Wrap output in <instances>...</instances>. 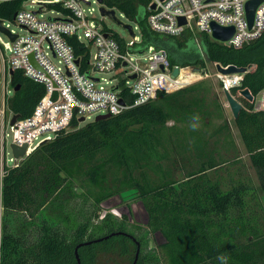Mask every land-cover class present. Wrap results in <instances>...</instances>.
<instances>
[{
    "label": "trees",
    "instance_id": "obj_1",
    "mask_svg": "<svg viewBox=\"0 0 264 264\" xmlns=\"http://www.w3.org/2000/svg\"><path fill=\"white\" fill-rule=\"evenodd\" d=\"M103 2L137 24L140 40L130 48L132 51L148 47L163 49L169 65L181 69L188 66L201 69L205 63L245 67L239 84L228 89L242 105L237 118L233 119V126L264 197V110L255 109L253 101L238 95L240 89L247 88L253 98L264 89V31L255 40L235 49L213 41L206 33L193 35L184 31L179 36H167L150 31L145 21L144 0ZM20 5L21 0L0 2V18L10 20ZM73 48L77 54L81 53L75 43ZM10 84L18 88L7 101L9 111L18 118L27 117L44 94V87L23 76L21 70L13 71ZM189 89H192L191 86L170 94L157 92L155 98L167 99ZM121 95L126 97L124 88ZM153 100L116 115L88 121L79 127L73 120L70 131L57 133L53 140L40 143L21 158L19 163L4 172L1 179L0 221L4 223L6 216L15 212L36 214L53 201L68 180L80 176L97 189L91 195L84 194L97 208L101 200L113 193L105 184L106 162L111 161L116 167L126 166V161L132 160L138 153L136 144L142 137L135 135L133 128L139 125L147 128L146 135L157 143L158 128H153L157 124L163 125L169 117ZM181 108L179 105L178 110ZM138 133L142 135L143 131ZM192 145L198 149L196 142ZM233 150L222 164L239 159L238 149L234 146ZM98 153H106L107 161L95 162ZM143 160H146L142 164L144 166L148 160ZM215 165L209 157L206 166L201 165L179 182L166 179L148 186L133 177L124 180L125 187H135L138 191L147 214V228L163 236L164 241L158 247L165 257V264H264V230L257 225L256 217H247L242 213L230 217L231 235L223 231L220 221L213 216L220 214L226 217L230 206L241 205L235 190L222 193L218 184L206 176V171ZM114 223L108 216L96 225H90L85 220L76 224L70 232L57 235H52L49 227L42 224L40 236L32 243H22L7 231L1 233L0 224V264H76L73 254L76 244L110 232H126L121 226L115 228ZM234 237L245 238L246 243H235ZM136 241L139 243V240ZM134 250L135 245L130 238L113 235L106 240L79 246L76 254L79 264H108L110 257L101 263L98 255L108 252L117 253L125 264L130 260V264ZM138 254L135 264H144L146 258Z\"/></svg>",
    "mask_w": 264,
    "mask_h": 264
},
{
    "label": "built area",
    "instance_id": "obj_2",
    "mask_svg": "<svg viewBox=\"0 0 264 264\" xmlns=\"http://www.w3.org/2000/svg\"><path fill=\"white\" fill-rule=\"evenodd\" d=\"M248 1L251 0H144L143 6L146 25L152 32L167 36H179L184 31L193 35L206 33L213 41L238 49L264 31V0L256 3L250 26L245 13ZM90 4L96 5L99 19ZM101 6L115 11L103 0H21L10 20L0 18V25L15 36L10 40L0 32L6 38L0 36V127L6 119L0 137L6 138L8 131L9 143L18 147L25 144L24 157L40 143L53 140L57 133L70 131L73 120L79 125L104 113L116 115L153 100L157 92L170 94L188 84L177 75L171 76L174 67L178 72L181 67L170 66L163 49L130 50L140 40L133 33L136 29L139 32L134 22L129 42L115 38L103 24ZM180 17L183 24L178 23ZM211 23L231 27L230 38L221 42L213 39ZM73 43L81 53L74 52ZM90 47L92 53L88 51ZM29 54L40 70L32 67ZM189 68L200 77L199 71ZM8 70H21L23 76L44 87L30 115L17 118L12 125L9 120L13 114L8 113L7 101L14 88ZM108 74L113 76L105 77ZM233 77L234 85H238L241 75ZM123 88L125 98L121 95ZM4 156L6 164H17L8 145Z\"/></svg>",
    "mask_w": 264,
    "mask_h": 264
},
{
    "label": "rangeland",
    "instance_id": "obj_3",
    "mask_svg": "<svg viewBox=\"0 0 264 264\" xmlns=\"http://www.w3.org/2000/svg\"><path fill=\"white\" fill-rule=\"evenodd\" d=\"M90 6L94 8V16L99 19L96 5L90 4ZM25 7L28 8L27 5ZM113 14L120 23L105 15L103 24L115 38L120 37L129 42L131 35L122 24L134 28L133 22L117 10ZM133 33L139 38L140 33L137 29L133 30ZM0 36L6 40L4 36ZM88 51L92 53L93 48L90 47ZM189 67L181 69L177 79L188 83L185 87L191 86L192 89L167 99L159 97L153 100L169 117L163 125L157 124L153 128V130L158 128L156 144L146 135L147 128L139 125L133 128L134 134L142 137L136 144L138 153L132 160L126 161V166L112 165L111 161L106 160L108 157L106 153H98L95 156V162L107 161L105 184L113 191L98 203L97 208L86 197L97 189L88 184L82 176L72 178L62 186L53 201L36 214L30 215L28 212L8 214L4 223L0 221L1 233L7 231V234L14 238L18 237L22 243L24 241L32 243L35 242L34 238L40 236L42 224L49 227L52 235L66 234L78 223L88 220L90 225H96L108 216L115 222V228L121 226L135 240H139L138 253L146 258L144 264H165V257L158 247L164 241L163 236L157 232H150L147 228V214L138 191L135 187H125L124 180L133 177L148 186L157 185L161 180L166 179L179 182L188 173L197 171L201 165L206 166L209 157L216 165L206 171V176L211 182L218 184L222 193L235 190L236 197L241 200L240 206L228 208L226 217L220 214L213 215L220 221L223 231L233 234L229 219L237 213L256 217L257 225L262 226L261 229L264 230L263 193L259 190L253 168L243 154L233 126V116L223 95L224 82L225 87L229 89L234 85L232 83L234 77L232 75L221 78L211 63H205L201 69L195 68L199 71L200 77ZM204 73H206L205 76ZM112 76L105 75L107 78ZM253 98L254 108L264 109V89ZM179 105L183 108L178 110ZM5 120L0 129L6 127ZM83 124L80 123L76 127ZM139 131H143V134L139 135ZM6 132V138L0 137V184L3 177L1 174L4 175V172L12 167L5 163L4 151L10 142L9 133ZM193 142L198 144L197 150L194 149ZM234 146L238 149L239 159L222 164L225 157L227 159L232 155ZM144 158L148 161L143 166L142 164L146 161L143 160ZM20 160H16V163ZM93 214L96 216L92 217ZM233 240L243 245L246 243L245 238L234 237ZM98 255L101 263H105V259L110 257L108 264H125L117 253L108 252Z\"/></svg>",
    "mask_w": 264,
    "mask_h": 264
},
{
    "label": "water",
    "instance_id": "obj_4",
    "mask_svg": "<svg viewBox=\"0 0 264 264\" xmlns=\"http://www.w3.org/2000/svg\"><path fill=\"white\" fill-rule=\"evenodd\" d=\"M101 1L102 0H98L99 3H101ZM257 2H258V0H251V1H248L245 4V13H247L248 26H250V24H251L252 16H253L252 12H253L254 7H255ZM152 7H153V4H152V6L150 8H152ZM99 14L100 15H106L107 17H111L117 23H120V22H118L115 19L112 10H106V9H104L101 6L99 8ZM184 22L185 21H184V19L182 17H180L178 19V23L179 24H183ZM122 26L127 30L128 33H130V35H132L129 25H127V24L123 25L122 24ZM210 31H211V37L213 39L217 40V41H220V42L229 39L230 36L233 33L231 27H223V26L219 27V26L215 25L214 23L210 24ZM0 32L2 34L6 35L7 37H9L10 40H14V38H15L14 35L9 34L8 31L6 29H4L1 25H0ZM28 60H29L30 64L32 65V67L34 69L40 70V67L33 60V56L31 54L28 55ZM193 69L196 70L195 68H193ZM215 70L220 76H232V75H239V74L245 72V67H236L234 65L221 66V65L215 64ZM8 71H9V74L12 76V73H13L12 70H8ZM177 73H178V67H174L172 69L171 76H176ZM130 77L133 78L134 76L131 75ZM17 88H18L17 85L14 86V91H16ZM223 95H224V99L226 100L227 105H228V107L230 109L231 116H233V119H236L237 116H238L237 114L240 111V108L242 107L241 103H239L236 99L233 98V96L229 93L228 88H226L225 86L223 87ZM238 95L241 96L242 98L246 99L249 102L253 101V98H252V96L249 93L247 88L240 89L238 91ZM119 102L123 103L122 101H119ZM107 116H109V114L104 113V115H97L93 119L94 120H99V119H103L104 117H107ZM17 118H18V116L16 114H13L10 117V120H9L10 125H12ZM79 120L82 121V119H79ZM8 147L10 149L11 156H13V158L15 160H18V159H21V158L24 157L23 154H24L25 144H22V145H20V147H18V146H16L13 143H9ZM113 235L127 236V237H129V238H131L133 240V242L135 243V250L133 252L134 256H133V259L130 262V264H135L136 261H137L138 255H139L138 254L139 244L127 232H125V233L124 232H110L107 235H103L101 237H97L95 239H91V241H84V242L76 244L75 247H74V252H73V254L75 256V259H76V264H79V258H78L77 254H76V249L79 246L88 245V244H91V242H99V241H102V240H106V239H108L109 236H113Z\"/></svg>",
    "mask_w": 264,
    "mask_h": 264
},
{
    "label": "bare ground",
    "instance_id": "obj_5",
    "mask_svg": "<svg viewBox=\"0 0 264 264\" xmlns=\"http://www.w3.org/2000/svg\"><path fill=\"white\" fill-rule=\"evenodd\" d=\"M180 70H181V69H180ZM180 72H181V71H179V72L177 73V77H178V75L180 74ZM232 83L235 84L236 81L232 80Z\"/></svg>",
    "mask_w": 264,
    "mask_h": 264
},
{
    "label": "flooded vegetation",
    "instance_id": "obj_6",
    "mask_svg": "<svg viewBox=\"0 0 264 264\" xmlns=\"http://www.w3.org/2000/svg\"><path fill=\"white\" fill-rule=\"evenodd\" d=\"M122 236V235H121ZM127 237V236H126ZM129 238V237H128ZM134 238V237H133ZM130 240L133 242V240L130 238ZM134 243V242H133ZM139 244V243H138ZM134 245H135V243H134ZM139 251V250H138ZM134 256V255H133Z\"/></svg>",
    "mask_w": 264,
    "mask_h": 264
}]
</instances>
